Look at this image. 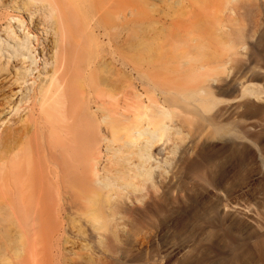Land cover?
Wrapping results in <instances>:
<instances>
[{"label":"bare ground","instance_id":"bare-ground-1","mask_svg":"<svg viewBox=\"0 0 264 264\" xmlns=\"http://www.w3.org/2000/svg\"><path fill=\"white\" fill-rule=\"evenodd\" d=\"M259 9L264 0H0V264H105L119 254L130 231L127 211L139 202L118 192L137 191L134 180H153L160 168L153 152L158 130H130L134 115L118 112L111 128L122 131L120 144L94 142L85 172L65 176V135L78 134L67 122L107 118L105 95L120 89L113 50L99 57L97 38L120 45L124 65L136 71L142 61L135 52L155 54L158 43L168 58L145 60L148 80L170 89L193 81L192 92L205 94L195 76L224 70L233 59L220 48L241 38L225 24L237 26L245 11ZM119 21L126 28L118 36ZM132 24L142 37L129 46ZM143 97L125 94L124 108L143 109ZM153 107L167 114L157 100ZM128 131L150 140L133 142ZM31 197L39 213L28 226L24 206Z\"/></svg>","mask_w":264,"mask_h":264},{"label":"rangeland","instance_id":"rangeland-1","mask_svg":"<svg viewBox=\"0 0 264 264\" xmlns=\"http://www.w3.org/2000/svg\"><path fill=\"white\" fill-rule=\"evenodd\" d=\"M116 25L119 36L126 27L120 21ZM236 29L241 38L220 48L233 59L227 67L195 76L205 82V94L192 92L190 76L184 89L159 87L148 80L145 60L168 58L158 43L153 44L159 49L155 54L135 52L133 57L142 61L136 71L124 65L120 45L97 38L99 57L113 50L109 61L120 89L105 95L107 118L97 113L90 122H67L78 131L77 136L65 135L67 180L91 164L94 142L106 138L120 144L122 131L111 128L118 112L134 115L130 130L134 126L158 130L153 152L162 159L153 180L135 179L137 191L118 192L139 202L125 213L130 231L117 248L119 254L105 264H264V9L245 11L237 26L225 24L226 31ZM127 31L132 38L125 45L141 42L137 26L132 24ZM133 38L139 39L129 41ZM238 82L243 83L241 88L236 87ZM127 93L143 94L144 108L125 109ZM155 100L167 114L157 112ZM141 114L142 121L136 117ZM127 134L133 142L150 140L145 134ZM24 210L23 221L31 226L39 213L37 199L28 198Z\"/></svg>","mask_w":264,"mask_h":264}]
</instances>
